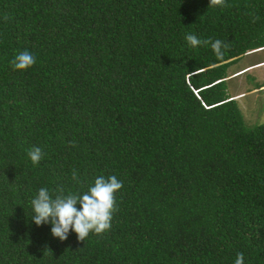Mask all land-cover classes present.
<instances>
[{
	"label": "trees",
	"instance_id": "obj_1",
	"mask_svg": "<svg viewBox=\"0 0 264 264\" xmlns=\"http://www.w3.org/2000/svg\"><path fill=\"white\" fill-rule=\"evenodd\" d=\"M262 48L264 0H0V264H264V123L226 87ZM101 175L123 184L110 229L61 241L31 220L40 188Z\"/></svg>",
	"mask_w": 264,
	"mask_h": 264
},
{
	"label": "clouds",
	"instance_id": "obj_2",
	"mask_svg": "<svg viewBox=\"0 0 264 264\" xmlns=\"http://www.w3.org/2000/svg\"><path fill=\"white\" fill-rule=\"evenodd\" d=\"M223 4L224 0H210V7ZM8 19V15L5 14V22ZM185 39L192 47L211 45L218 60H223L225 50L230 47L228 43L219 39L201 40L191 33L186 34ZM35 63V57L27 50L19 52L11 62L14 70H26ZM193 92L197 96V91L193 90ZM28 156L33 164H37L43 158V151L39 147H33L29 149ZM73 179H77L75 170H73ZM122 187V182L114 175L107 178L98 176L94 185L82 195L71 192L65 195L61 187L56 189V194L53 196L49 189L42 187L31 200L33 210L31 220L37 226L51 223L52 235L61 241L68 239L70 230L78 235L79 240L84 241L90 232L94 231L99 235L110 229L113 212L116 210L115 193ZM77 205L80 206V210L77 209ZM235 264H244L243 253L237 254Z\"/></svg>",
	"mask_w": 264,
	"mask_h": 264
},
{
	"label": "rangeland",
	"instance_id": "obj_3",
	"mask_svg": "<svg viewBox=\"0 0 264 264\" xmlns=\"http://www.w3.org/2000/svg\"><path fill=\"white\" fill-rule=\"evenodd\" d=\"M262 60H264V51L244 55L232 63L226 71L228 96L234 98L242 95L235 100L248 126L264 123V90L258 89L264 83V69L259 67L264 64L256 66L260 69L252 72L248 70L245 73L235 74L251 65L261 63Z\"/></svg>",
	"mask_w": 264,
	"mask_h": 264
},
{
	"label": "bare ground",
	"instance_id": "obj_4",
	"mask_svg": "<svg viewBox=\"0 0 264 264\" xmlns=\"http://www.w3.org/2000/svg\"><path fill=\"white\" fill-rule=\"evenodd\" d=\"M260 51H264V48H262V50L259 49V50H256V51L249 52L248 54H251V53H258V52H260ZM261 63L264 64V62H261ZM258 65H261V64L258 63ZM258 65H254V66L247 67V68H245V69L239 71V72L236 73L235 75H238L239 73H242V72L245 73L246 71H248V70H250V69H254V68H256V66H258ZM262 66H263V65H262ZM259 67H261V66H259ZM241 96H242V95H241ZM239 97H240V95L237 96L236 99H238Z\"/></svg>",
	"mask_w": 264,
	"mask_h": 264
},
{
	"label": "crops",
	"instance_id": "obj_5",
	"mask_svg": "<svg viewBox=\"0 0 264 264\" xmlns=\"http://www.w3.org/2000/svg\"><path fill=\"white\" fill-rule=\"evenodd\" d=\"M262 62H264V60H262ZM260 68H263L264 69V65L262 66V67H260ZM260 68H254V69H251V70H249V71H254V70H257V69H260ZM246 72H248V71H246ZM258 89H263L264 90V83H262L260 86H259V88Z\"/></svg>",
	"mask_w": 264,
	"mask_h": 264
}]
</instances>
